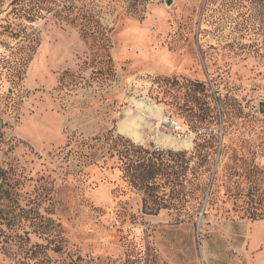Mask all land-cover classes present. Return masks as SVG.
I'll list each match as a JSON object with an SVG mask.
<instances>
[{
  "label": "rangeland",
  "instance_id": "374dc122",
  "mask_svg": "<svg viewBox=\"0 0 264 264\" xmlns=\"http://www.w3.org/2000/svg\"><path fill=\"white\" fill-rule=\"evenodd\" d=\"M167 1L24 0L31 18H0V264H264V220L245 216L251 189L264 199V11L250 34L222 0ZM113 129L173 153L214 136L213 195L192 202L187 171L182 203L143 214L94 155Z\"/></svg>",
  "mask_w": 264,
  "mask_h": 264
},
{
  "label": "trees",
  "instance_id": "16d2710c",
  "mask_svg": "<svg viewBox=\"0 0 264 264\" xmlns=\"http://www.w3.org/2000/svg\"><path fill=\"white\" fill-rule=\"evenodd\" d=\"M219 6L224 10L245 11L248 17L244 18L242 23L244 30L250 34L256 33L254 31L260 26L257 12L263 14L264 0H222ZM31 12L24 0H0V18L10 15L31 18ZM104 139L108 147L99 148L94 155L99 154V160L107 156L117 159L128 184L142 194L143 214L158 215L163 210L172 209L175 206L174 199L182 203L186 194L180 196L181 192H177L175 188L182 185L181 179L187 171H190L192 176V202L201 206L213 195L217 174L213 172L214 156L219 147V141L214 136L204 133L197 137L193 152L181 153L157 151L136 145L116 134L114 129L109 131ZM94 141L102 142L101 138H95ZM191 163L193 166L190 168ZM249 192L251 202L245 216L254 221L264 220V199L257 194L259 191L256 188Z\"/></svg>",
  "mask_w": 264,
  "mask_h": 264
},
{
  "label": "bare ground",
  "instance_id": "6f19581e",
  "mask_svg": "<svg viewBox=\"0 0 264 264\" xmlns=\"http://www.w3.org/2000/svg\"><path fill=\"white\" fill-rule=\"evenodd\" d=\"M149 106L148 108H150ZM153 108V107H152ZM150 108V110L152 109ZM136 121L132 120H126V122H122L120 125V131L122 133H126L130 136H132L135 139H138L140 137V134L138 133V130L136 129ZM162 145L165 147H170L174 149H180L187 146L186 140H176V139H170L169 137H166L161 140Z\"/></svg>",
  "mask_w": 264,
  "mask_h": 264
},
{
  "label": "built area",
  "instance_id": "2783aa9c",
  "mask_svg": "<svg viewBox=\"0 0 264 264\" xmlns=\"http://www.w3.org/2000/svg\"><path fill=\"white\" fill-rule=\"evenodd\" d=\"M162 128L164 130L172 131L173 134H175L177 138H181L183 136L182 126L175 119L165 118L162 124Z\"/></svg>",
  "mask_w": 264,
  "mask_h": 264
},
{
  "label": "water",
  "instance_id": "95a60500",
  "mask_svg": "<svg viewBox=\"0 0 264 264\" xmlns=\"http://www.w3.org/2000/svg\"><path fill=\"white\" fill-rule=\"evenodd\" d=\"M172 4V0L167 1V5L170 6ZM260 113L264 114V102L260 104Z\"/></svg>",
  "mask_w": 264,
  "mask_h": 264
},
{
  "label": "crops",
  "instance_id": "0c3cea01",
  "mask_svg": "<svg viewBox=\"0 0 264 264\" xmlns=\"http://www.w3.org/2000/svg\"><path fill=\"white\" fill-rule=\"evenodd\" d=\"M186 148H188V147H186Z\"/></svg>",
  "mask_w": 264,
  "mask_h": 264
}]
</instances>
